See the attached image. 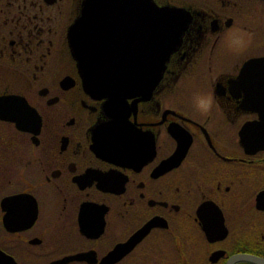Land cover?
Returning a JSON list of instances; mask_svg holds the SVG:
<instances>
[{
    "label": "flooded vegetation",
    "instance_id": "1",
    "mask_svg": "<svg viewBox=\"0 0 264 264\" xmlns=\"http://www.w3.org/2000/svg\"><path fill=\"white\" fill-rule=\"evenodd\" d=\"M155 3L185 12L181 42L111 110L69 47L84 0H0V264L264 259V123L245 104L264 97V0ZM131 11L97 17L126 62L144 25ZM230 29L253 36L241 56ZM196 93L220 98L210 117Z\"/></svg>",
    "mask_w": 264,
    "mask_h": 264
},
{
    "label": "water",
    "instance_id": "2",
    "mask_svg": "<svg viewBox=\"0 0 264 264\" xmlns=\"http://www.w3.org/2000/svg\"><path fill=\"white\" fill-rule=\"evenodd\" d=\"M126 8L132 9V23L133 19L144 20L142 29L132 30L135 36H141L142 43L135 38L139 46L133 49L135 52H132L130 62L125 61L122 46L111 45L108 37L110 29L97 27L98 16H109L111 9L121 13ZM186 27L187 17L183 10L158 6L155 0H84L82 13L69 27L68 42L85 89L94 97L105 98V104L112 110L134 92L142 94L157 84ZM119 32L124 34L122 30ZM255 99L249 96L245 104L260 108L257 111L264 123V97L260 98V103ZM173 159H169V162ZM258 196L261 200L264 191ZM238 259L264 264L263 258L254 255H240Z\"/></svg>",
    "mask_w": 264,
    "mask_h": 264
},
{
    "label": "clouds",
    "instance_id": "3",
    "mask_svg": "<svg viewBox=\"0 0 264 264\" xmlns=\"http://www.w3.org/2000/svg\"><path fill=\"white\" fill-rule=\"evenodd\" d=\"M252 41L253 36L249 32L241 29H230L228 31L227 46L235 56L243 55L251 46ZM219 100V97L212 94L196 93L193 96V106L202 117L208 118L212 115L214 107H218Z\"/></svg>",
    "mask_w": 264,
    "mask_h": 264
}]
</instances>
